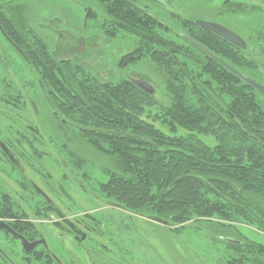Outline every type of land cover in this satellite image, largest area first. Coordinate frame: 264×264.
I'll list each match as a JSON object with an SVG mask.
<instances>
[{"label": "trees", "instance_id": "obj_1", "mask_svg": "<svg viewBox=\"0 0 264 264\" xmlns=\"http://www.w3.org/2000/svg\"><path fill=\"white\" fill-rule=\"evenodd\" d=\"M83 2L92 8L88 28L104 22L105 35L131 41L123 66L136 56L163 75L161 82L150 81L157 95L128 77L103 82L60 62L54 78L43 76L61 120L76 126L114 164L96 191L127 213L175 232L210 229L223 235L224 264H264V244L236 228L241 223L264 234V96L181 34L177 38L163 29L141 9V0ZM231 9L234 15L247 11L235 1ZM246 35V49L208 31L194 39L260 81L264 30ZM0 216L19 233L37 232L10 200L0 207Z\"/></svg>", "mask_w": 264, "mask_h": 264}, {"label": "flooded vegetation", "instance_id": "obj_2", "mask_svg": "<svg viewBox=\"0 0 264 264\" xmlns=\"http://www.w3.org/2000/svg\"><path fill=\"white\" fill-rule=\"evenodd\" d=\"M141 1V9H144L157 23L161 24L163 29L177 38V33L181 34L182 38H186L190 43L192 42L189 38L195 40L194 38L199 37L202 31H208L199 24V21L220 24L236 32L246 42V32L264 30V24H260L259 27H250L244 23L239 25L236 23L237 19H235L231 9L234 1L241 2L247 11L235 14L238 17L264 16V0H222L221 5H217L216 0L204 2L201 0ZM82 4L85 8L87 7V13L91 7L87 3L82 2ZM253 7L258 9L252 14L250 9ZM68 9L59 6L57 2L46 0H0V37L2 38L0 41V58L4 64L2 70L3 94L7 97L3 101L7 104L6 109L11 110L8 111L9 113L17 111V115L13 113L12 115L18 118L19 124L28 129L31 134L29 137L33 138L34 141L43 140L53 145L55 154L62 157L64 164L67 165L68 173L74 174L75 183L85 194L92 192L87 183L90 180V175L82 170V165L87 161V156L76 150L74 144L77 140L87 142L89 145L90 143L80 136L76 126L61 120V113L52 102V96H54L52 87L49 86L47 80L45 84L42 83L43 76L54 78L57 63L60 62L103 82H116L122 77L131 79L132 76H139L150 82L153 81L152 66L143 61L138 62L135 60L136 56H132V61L123 66V57L133 49L131 41L105 35L106 24L104 22L103 24L90 25L89 28L83 22L81 27V24L72 18V12ZM65 11L68 16L64 13ZM188 32L194 33L193 37ZM213 34L216 38L225 40L221 36ZM205 37L208 38V36ZM15 62L18 63L17 68H15ZM11 74L18 79L17 89L13 88ZM151 84L156 87L155 83ZM27 112L32 114L33 120L29 119ZM42 128L45 129L47 136L41 135ZM67 129L72 132L74 140L66 135ZM16 141L17 143L22 142L20 139ZM7 143H9L8 139L0 138V155L5 163L10 162L17 168L22 179H26L24 177L25 169ZM63 155L72 162H68ZM78 160L82 162L81 166L77 165ZM71 164L74 165V168ZM26 181L28 180L26 179ZM28 182L44 198L45 204L61 216V210L48 198L45 192L32 180ZM8 190L0 183V207H3L6 202L8 204L10 200L17 213L25 214L23 204L20 201H13ZM97 194L100 195L98 192ZM102 199L104 203L123 210L121 205L107 201L103 197ZM34 203L38 207L35 210L39 213V202L34 201ZM62 218V221L57 220L55 224L60 227H63V223L66 224L70 232L68 235L77 239L84 249L83 243L88 235H97L98 230L103 226L94 215H90V212L89 214L84 212L81 217L75 216V221L66 216H62ZM22 220L31 221L29 217L22 218ZM0 221H5L15 231L6 218L0 216ZM35 230L37 232L31 236L15 231L16 235L24 236L29 242L42 240L35 248L27 251L18 236L4 227L0 228V231L14 238V241H20L24 250L23 258L26 261H30L29 255H34L37 258L42 255L51 264H83L80 260L76 261L73 256L63 263L49 247L44 234L39 232L36 227ZM0 264H15L1 245Z\"/></svg>", "mask_w": 264, "mask_h": 264}, {"label": "rangeland", "instance_id": "obj_3", "mask_svg": "<svg viewBox=\"0 0 264 264\" xmlns=\"http://www.w3.org/2000/svg\"><path fill=\"white\" fill-rule=\"evenodd\" d=\"M46 1L57 2L59 6L69 8L68 10L72 12V18L75 21L80 24L82 21L84 22L86 10L82 4L83 0ZM216 1L217 5H221L222 0ZM64 13L67 14L66 11ZM234 16L239 25L244 23L250 27H259L260 24H264V16L257 15L247 18ZM15 65L17 68L18 63L15 62ZM3 66L0 58V138L9 140L7 145L25 169L24 177L39 186L61 210L62 215L59 216L49 208L45 204L44 198L30 186L26 179H22L17 168L10 162H8L9 164L5 163L1 155L0 183L9 189L8 193L13 201H20L23 204V209L29 219L37 230L44 234L49 247L63 263L71 256L76 261H82L83 264L225 263L224 245L219 239L223 235L215 234L210 229L202 233L191 228L175 232L154 219L129 214L123 211L124 209L121 210L104 203L102 197L97 194V183L108 178L105 171L114 164L87 142L77 140L74 148L82 152V155L87 156L82 170L90 175V180L87 183L92 191L82 193L75 183L76 177L73 173H68L67 165L64 164L62 157L55 154L53 145L43 140L34 141L29 137L31 134L28 129L19 124L18 118L12 115V113L17 115V111L9 113L8 111L11 110L6 109L7 104L3 101V99H7L3 94ZM151 74L154 79L161 82L163 75L153 65ZM11 77L13 88L17 89L18 79L12 74ZM258 79L264 83V71ZM28 117L33 120L30 112ZM67 130L66 135L74 140L72 132ZM41 135L47 136L44 128H42ZM18 139L22 142L17 143ZM65 158L69 162L66 156ZM71 166L74 168V165L71 164ZM34 201L39 202V213L35 210L38 207ZM84 212L86 214L90 212V215H94L103 225L97 235H88L83 243L85 249L80 246L77 239L68 235L70 232L66 224L63 223V227L55 224V221L63 220L62 216L75 221V216L81 217ZM236 228L251 240L264 244V234L241 223H236ZM0 245L15 264H51L45 260V257L41 260L34 255H29L30 261H26L23 258L24 250L20 241H14V238L2 231H0Z\"/></svg>", "mask_w": 264, "mask_h": 264}, {"label": "water", "instance_id": "obj_4", "mask_svg": "<svg viewBox=\"0 0 264 264\" xmlns=\"http://www.w3.org/2000/svg\"><path fill=\"white\" fill-rule=\"evenodd\" d=\"M91 11H92V9L89 8L87 13H86L85 19H84V25L87 24V18L90 15ZM199 24L202 25L208 31L213 32V33L221 36L222 38H224L226 41L230 42L231 44H233L239 48H242V49L247 48V42L241 36H239L236 32H234V31H232V30H230V29H228L222 25L217 24V23H212V22H205V21H199ZM189 40L197 48H199L201 51H203L207 56L217 60L219 63H221L223 66H225L230 72H232L234 75H236L240 79L244 80L248 85H250L252 88L257 90L258 92H260L264 96V84L263 83H261L260 81L254 79L250 76H247V75L239 72L238 70H236L235 68H233L232 66L227 64L225 61H223L222 59L215 56L211 51H209L205 46H203L202 44H200L196 40H193L192 38H189ZM131 79L133 80V82H135L136 85H138L144 91H146L150 94L157 95V88L155 86H153V84H151L147 80L142 79L139 76L138 77L132 76ZM1 227L8 229L10 232H12L13 234L16 235V232L13 231L12 228L5 221H0V228ZM16 236H18L22 240L23 246H24L25 250H27V251L35 248L42 241V240H39L36 242H29L27 240V238H25L22 235H16ZM226 240L231 241V242L236 241L233 238H226Z\"/></svg>", "mask_w": 264, "mask_h": 264}]
</instances>
